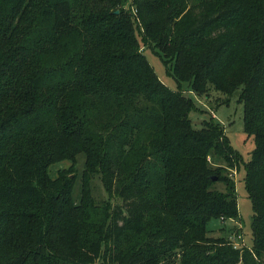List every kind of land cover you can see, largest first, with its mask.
Returning a JSON list of instances; mask_svg holds the SVG:
<instances>
[{
	"label": "trees",
	"instance_id": "obj_1",
	"mask_svg": "<svg viewBox=\"0 0 264 264\" xmlns=\"http://www.w3.org/2000/svg\"><path fill=\"white\" fill-rule=\"evenodd\" d=\"M183 83L237 92L243 104L255 142L244 178L251 246L207 226L237 215L226 167L241 158L219 123L191 124ZM80 153L76 203L73 176L51 178L48 166L67 159L70 169ZM95 174L107 199L84 191ZM263 255L264 0H0V264H264Z\"/></svg>",
	"mask_w": 264,
	"mask_h": 264
},
{
	"label": "rangeland",
	"instance_id": "obj_2",
	"mask_svg": "<svg viewBox=\"0 0 264 264\" xmlns=\"http://www.w3.org/2000/svg\"><path fill=\"white\" fill-rule=\"evenodd\" d=\"M139 29V28H138ZM139 30L137 36L140 42L142 51L154 69L159 79L166 84L170 89H176L177 83L172 74L167 73L165 65L159 54L149 46L143 44L140 40ZM184 94L193 102V108L189 112L188 117L194 127H200L203 120L212 119L219 123L227 136L231 148L237 152L241 161L238 164H233L226 167V173L234 180L235 193L237 200V215L230 218H212L208 221L207 226L211 229V235L223 234L228 236L232 242L238 246H251L253 243L252 231L250 228L251 216L253 213L252 203L245 188V163L249 160L252 149L254 148V137L244 131L243 128V104L238 100L237 92L226 94L224 92L208 88L206 91L195 92L183 83L180 87ZM84 162V154L77 155L73 166L69 169L71 162L69 160H61L52 163L48 166V174L51 178L58 176L61 170H67L69 176H73V184L71 197L74 202H79L82 194V169ZM221 164L226 165L220 160ZM227 166V165H226ZM214 188L224 190V185L221 181L214 183ZM84 191H89L94 200L107 199V194L104 191L100 179L93 175ZM110 201L119 203L120 201L112 196ZM264 261V255H263ZM99 264V261L96 263Z\"/></svg>",
	"mask_w": 264,
	"mask_h": 264
},
{
	"label": "built area",
	"instance_id": "obj_3",
	"mask_svg": "<svg viewBox=\"0 0 264 264\" xmlns=\"http://www.w3.org/2000/svg\"><path fill=\"white\" fill-rule=\"evenodd\" d=\"M229 240L232 242V240L230 238H229ZM232 244H233V246H238L235 242H232Z\"/></svg>",
	"mask_w": 264,
	"mask_h": 264
},
{
	"label": "water",
	"instance_id": "obj_4",
	"mask_svg": "<svg viewBox=\"0 0 264 264\" xmlns=\"http://www.w3.org/2000/svg\"><path fill=\"white\" fill-rule=\"evenodd\" d=\"M213 178H215V177H213Z\"/></svg>",
	"mask_w": 264,
	"mask_h": 264
}]
</instances>
